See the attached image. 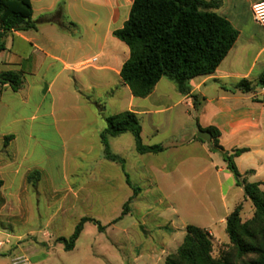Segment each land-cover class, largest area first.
Returning a JSON list of instances; mask_svg holds the SVG:
<instances>
[{
    "label": "rangeland",
    "instance_id": "1",
    "mask_svg": "<svg viewBox=\"0 0 264 264\" xmlns=\"http://www.w3.org/2000/svg\"><path fill=\"white\" fill-rule=\"evenodd\" d=\"M124 18H128V13L112 28L120 29ZM115 41L125 53V60L130 51L128 46L117 38ZM93 55L90 50L89 57ZM70 77L71 89L81 88L79 83H73L77 75L72 72ZM118 83V80L95 81L92 100L105 111L97 109L101 117L97 126L89 128H85L86 119L80 112L76 116L59 111L51 115L50 98L37 114V100L24 106L20 116L27 118L26 125L34 126L36 138L27 166L37 168L42 180L38 190L30 189L32 209L23 222L0 219V228L9 234L0 251V264H13L18 258L25 259L26 264H165L166 258L182 244L188 225L210 233L216 260L233 251L226 216L242 205V219L247 221L253 217L255 208L244 198L241 187L236 186V178L221 152L213 150L208 142H195L202 107L192 109L185 102L175 105L177 99L168 95L176 94L177 89L169 80L159 85L156 94L166 93L167 97L155 96L151 100L155 105L140 102L148 105L149 113L139 118L144 143L162 145L165 151L142 156L135 150L127 151L125 144L110 147L113 154L125 155L128 175L142 189L131 202L128 214L123 216L124 205L133 196V190L125 184L123 174L119 177L120 168H115L112 162H107L111 165L112 179L108 180L110 175L103 177L107 186L100 189L102 174L95 167L99 159L103 161L104 149L96 142L94 151L88 155L91 141L88 132L95 128L103 131L107 128L106 118L128 110L131 91ZM110 84L115 97L110 94ZM257 99L264 102V96ZM168 106L172 107L164 110ZM32 116L37 119L32 121ZM55 122L60 136L55 131ZM256 151L257 154L235 162L244 172L262 164L257 176H244L249 183L264 181V145ZM90 158L96 164L88 162L93 160ZM214 166L225 170L218 174ZM83 184L87 185L85 189H81ZM71 187L74 191H69ZM261 189L264 191V185ZM84 217L97 223H86L75 248L66 251L65 243L59 239L68 240ZM99 226L104 229L100 231Z\"/></svg>",
    "mask_w": 264,
    "mask_h": 264
},
{
    "label": "crops",
    "instance_id": "2",
    "mask_svg": "<svg viewBox=\"0 0 264 264\" xmlns=\"http://www.w3.org/2000/svg\"><path fill=\"white\" fill-rule=\"evenodd\" d=\"M205 1L217 5L211 11L225 17L232 24L239 33L238 39L212 75L198 77L190 82V94L184 96L176 87L177 93L171 92L168 97L177 99L175 105L185 102L192 109L201 106L199 132L206 131L209 127L218 129L219 143L226 151L233 153L238 149L249 150L235 158L236 162L247 155L257 154L256 149L264 145V102L257 99L264 96V28L255 21L252 12L253 5L264 0ZM31 3L32 21L36 23L37 30L10 32L2 40L4 50H0V72L24 73L23 85L18 92H14L9 85H0V181L3 182L0 187V219L9 222L14 219L23 222L26 219L28 211L32 209L29 205L30 189L38 190L42 180V174L37 168L27 166L34 152L36 138L34 126L26 125L27 118L20 116L24 106L29 105L32 100H37V114L50 98L51 115L55 116L59 111L68 116H76L75 113L80 112L86 119L85 128L97 126L101 117L97 111L100 106L91 96L96 87L95 81L101 79L112 83V80H118L119 87L126 86L121 78V69L130 56L129 51L124 60L125 53L113 36L117 29L112 28V25L120 21L125 13H128L129 18L132 0H31ZM61 6L63 8L60 11ZM103 18L105 20H102ZM128 18L122 20V27ZM90 50L94 53L92 57H89ZM94 60L96 61L92 62ZM89 69L92 71H88ZM72 72L77 75L73 78V83H79L83 93L81 88L76 91L71 89ZM164 80L168 79L163 78L147 98H135L131 93L130 106L126 111L134 112L138 118L147 115L148 105L140 102L153 103L151 100L156 98L157 88ZM242 80L249 81L255 91L243 93L237 89ZM108 87L111 96L115 97L112 85ZM159 96L165 98L167 94L161 93ZM159 96L157 98H161ZM170 107L172 106L164 110ZM100 111L102 113L105 110L100 108ZM118 114L120 113L114 115ZM31 119L34 121L37 116H32ZM55 131L60 136V128L56 122ZM103 131L95 128L94 131L88 132L91 137L88 155L94 151L96 142L103 148L100 138ZM196 138L198 137H195V142L204 144ZM109 144L110 147L112 144L116 147L125 144L127 151L137 152L134 137L129 132L110 137ZM116 153L119 154L120 151ZM119 155L117 156L125 160V171L128 174L125 155ZM147 155L149 154L142 156ZM90 159L93 160L88 162L96 164L94 158ZM108 161L104 156L103 161L99 159L98 166L95 167L102 174L99 185L103 190L107 186L106 178L103 177L110 175L108 180L112 179ZM112 163L115 168H120L119 177L123 174L128 186L122 165ZM214 167L218 174L225 170V167ZM255 167L245 172L239 167L238 170L245 179L246 175L257 176L263 169L262 164ZM35 172H39L38 177L33 175ZM113 182H110L111 185H114ZM82 186L81 189H85L87 185ZM69 191L74 189L71 187ZM8 236L9 234L0 228V251L5 245L4 238Z\"/></svg>",
    "mask_w": 264,
    "mask_h": 264
},
{
    "label": "trees",
    "instance_id": "3",
    "mask_svg": "<svg viewBox=\"0 0 264 264\" xmlns=\"http://www.w3.org/2000/svg\"><path fill=\"white\" fill-rule=\"evenodd\" d=\"M132 1L128 20L122 28L113 32V36L125 43L130 50V56L121 69V78L135 98L150 96L163 78L172 81L182 95L190 94V82L198 77L212 75L238 39L239 33L232 24L225 17L211 11L217 6L213 2ZM62 8L61 6L60 11ZM32 17L31 0H0V50H4L2 40L10 32L37 30ZM23 79V72H0V85H9L14 92L21 89ZM262 85L264 88V76ZM237 89L243 93L255 91L247 80H242ZM106 123L107 128L100 135L105 157L122 165L127 184L133 190V196L124 205L125 216L141 188L131 182L125 171V160L111 152L109 138L131 133L136 151L141 155L159 154L165 148L162 145L147 146L143 143L142 126L134 112L125 111L110 116L106 118ZM206 131L212 133L213 150L221 152L227 168L236 178L237 186L243 189L244 198L252 203L255 212L250 220L243 221V206L238 205L226 218V231L234 249L224 259L216 260L213 257V240L208 231L188 225L182 244L166 258L165 264H264V191L261 189L264 183L247 182L235 164L234 159L247 153L248 149H238L233 153L226 151L219 143L218 129L209 127ZM33 175L38 177L39 172ZM2 185L3 182L0 181V187ZM88 222L97 223L94 219L84 217L68 240L59 239L65 243L66 251L75 248L84 225ZM103 229L99 226L100 231Z\"/></svg>",
    "mask_w": 264,
    "mask_h": 264
},
{
    "label": "built area",
    "instance_id": "4",
    "mask_svg": "<svg viewBox=\"0 0 264 264\" xmlns=\"http://www.w3.org/2000/svg\"><path fill=\"white\" fill-rule=\"evenodd\" d=\"M252 12H253L255 21L264 28V1L253 5ZM95 61L96 60L92 62H95ZM263 92H264V88H263ZM13 264H26V260L23 258H18L17 260L14 261Z\"/></svg>",
    "mask_w": 264,
    "mask_h": 264
},
{
    "label": "water",
    "instance_id": "5",
    "mask_svg": "<svg viewBox=\"0 0 264 264\" xmlns=\"http://www.w3.org/2000/svg\"><path fill=\"white\" fill-rule=\"evenodd\" d=\"M197 137L205 142H208V143H211L212 142V139H213V135L211 132L209 131H203L201 130Z\"/></svg>",
    "mask_w": 264,
    "mask_h": 264
}]
</instances>
